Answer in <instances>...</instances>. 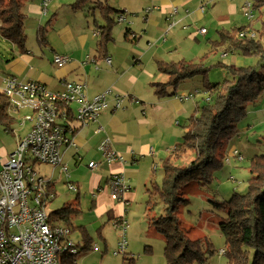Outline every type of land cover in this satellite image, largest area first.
<instances>
[{"label": "crops", "instance_id": "1", "mask_svg": "<svg viewBox=\"0 0 264 264\" xmlns=\"http://www.w3.org/2000/svg\"><path fill=\"white\" fill-rule=\"evenodd\" d=\"M32 1L33 4L29 8L26 7V11L41 15V0ZM245 1L124 0L121 3L117 2L121 7L118 9L123 13L116 17L118 20L120 16H124L125 19L119 21L127 23L124 31V45L122 42L108 44L107 52H100L97 43L92 42L94 38H99L98 35H94L97 29L94 30L95 27H93V29H87L92 30V35L84 32L76 37L75 46L68 47L66 42L73 37V22L69 21L59 31V36L64 42L59 43L54 38L48 45L51 48L52 60L55 54H63V56L71 57L70 62L59 67L50 61L51 64L47 70H41L37 66L36 70H33V67L30 70L31 62H36L35 64L39 66L40 59L34 61V56L32 57L27 49V52L17 54V57L12 58L13 60L6 65L9 73L18 74L20 80L40 81L52 90L64 88L65 82L70 80L86 82L87 95L90 98L109 88L112 89V93L108 96V109H104L96 121L80 126L72 135L77 145L65 148L64 153V163L74 171L72 181L79 186V196L83 198L81 203L98 211L99 216H93V224L103 226L102 221L106 216L111 219L117 218V222L127 221L128 215L126 219L125 214L119 215V212L124 210L127 213L129 201L135 195L133 189L140 185V179L146 181L151 178L152 173L158 170V161L162 163L163 159L170 156L172 150L179 145L182 137L176 124L180 126L181 119L190 113L193 114L199 105L196 97V94L200 92L198 88L195 91H188L187 86H181L182 92L181 89L176 88L174 95L164 97H158L154 91L152 85L154 82L167 80H156L163 78L159 75L161 73L158 70L159 61L180 60L171 59L173 50L176 49L173 37L181 41V37L191 27H195L197 35L202 38H209L211 35L217 37V31L222 27L247 25L238 21L241 17H246L243 14ZM54 2L53 0L50 4ZM74 2L68 5L75 11L81 9L71 5ZM109 3L111 4L110 1ZM202 5L206 7L205 11L201 10ZM148 7H151L150 11H147ZM40 15L38 22L43 25L41 24L43 18ZM72 15L78 14L74 12ZM26 17L29 15L26 14ZM51 18L49 34L55 31L54 16ZM206 20L210 24L205 25ZM88 23L87 27H89ZM248 24L250 33L259 36L251 23ZM199 25H201L200 28L197 27ZM213 26H215V34H212ZM201 28H206V33L202 34ZM189 36L193 34L189 33ZM197 37L195 40L198 44H193V50L197 45L203 44V41ZM45 42L48 43V40ZM175 53L179 54L178 51ZM222 55L228 54L222 53ZM108 58L111 59L110 63L107 61ZM4 77L5 75H0V90L4 85ZM183 93L191 94V96L183 97ZM118 95L125 98L121 108H115ZM263 104L264 101L260 102V106L252 108L251 112L253 114L264 112ZM99 126L102 129L96 132ZM106 138L110 139V148H115L123 154V161L109 163L105 160V153L99 146ZM235 150H233L234 157H236ZM7 160L0 159V168ZM91 160H97L100 165L93 170L90 169L88 163ZM80 169H86L92 173L91 175L82 173ZM113 173H123L132 184L131 190L123 195L122 201L115 200L111 195L114 187L109 179ZM52 188L55 189V183ZM83 192L86 195L82 196ZM90 192L95 198L92 203Z\"/></svg>", "mask_w": 264, "mask_h": 264}, {"label": "rangeland", "instance_id": "2", "mask_svg": "<svg viewBox=\"0 0 264 264\" xmlns=\"http://www.w3.org/2000/svg\"><path fill=\"white\" fill-rule=\"evenodd\" d=\"M54 1V4L52 3L49 6L50 12H47L46 14L44 13V9L41 5V15L39 13L33 14L27 12L26 7L29 8L33 4V1L27 0L25 2L23 12L29 15V17H26L25 19V30L27 33L26 46L29 50L28 53H30L32 57L34 56V61L35 59H40L39 66L35 64L36 62H31V66H29L30 70L31 67H33V70H36V66L41 70H47L48 66L51 64L50 61H53L51 48L48 44L54 40V38L55 40H58L59 43L64 42L59 36V31L66 26L67 22H73V37L66 42L68 47L75 46L77 43L76 37L84 34V32H88L92 35V30L90 31L87 29H93V27H96L95 20H98L99 24L102 23V13L97 8H91L96 5L95 1L97 0L92 1V3H90V1L87 3L90 4L91 7L86 6L76 11L68 5V3L74 2L75 0ZM109 1L111 2V5L116 6L118 10V8H121L118 6V3H121L124 0H108V2ZM50 2H53V0ZM74 12L78 15H72ZM254 14L255 17L252 21L248 20L247 17H241V20L238 21L239 23H245L247 25H249L248 23H251L252 28L254 27V30L259 35L258 37H260L263 32L261 40L264 44V5L261 9L255 8ZM39 15L43 18L41 22L43 25L46 24L47 20L52 16H54L55 19L53 25L55 31H51L50 34H47L48 43L41 41L39 38V30H37L40 25L38 22ZM87 23L89 27H87ZM204 24L207 25L210 23L206 20ZM125 26H127V23L123 21H119L114 24V40H112L109 45H113L117 42L119 44L120 42H122V44L124 43ZM197 27L200 28L201 25ZM211 29L212 34H215V26ZM94 30H96V28ZM189 33L193 34V36L190 37ZM197 34L198 32L196 28L191 27L187 33L181 37V41H178L176 39L177 37H173L176 49L173 50L174 54L171 59H181L182 57H185L189 61H203L206 65H213L205 75V77L212 83H218V81L223 82L226 79H231L230 74L225 68L216 65L219 61H223L226 64L235 63L237 65H253L256 66L257 70L264 75V59L261 60L257 56H246L240 51H231L227 56H223L221 50L209 53L211 50L209 39H215L217 37L211 35L209 38H202ZM195 37L203 41V44L197 45L193 50V44L197 43ZM94 39L95 40L92 42L98 41V39ZM119 39L122 40L119 41ZM176 51H178L179 54L176 55ZM19 53H21L19 47L4 39L0 34V75L6 76L9 74L17 78L20 77L18 74L9 73L6 69V65L13 60L12 58L17 57V54ZM159 75L163 78H158L156 80L168 78L166 74L160 73ZM203 78V75L188 78L182 81L177 86V89L180 90L181 86H187V89H189L188 91H195L197 88L200 89V92L196 94V97L198 100L197 103L202 105L209 97V92L204 90ZM182 91L183 89H181V92ZM262 101H264V93L257 102L248 105L247 115L238 121L237 127L239 129V133L236 135L234 134V136L227 143L225 148L226 157L223 162L224 164L220 169L214 172L213 180L207 184H200L198 181L193 180L183 189L181 196L186 200L181 202V207H179L178 213L183 225L188 231V235L194 239H196V237L209 238L210 243L212 242L215 248L214 254L210 255L206 264H228V256L226 254H220L221 249H227L225 233H223L220 224L221 220L227 216V212L218 206L224 200L231 199L235 193H245L247 191L249 178L252 175L249 167V161L255 156L264 155V112L260 114H253L251 112V109L260 106L259 103ZM263 108L264 104L262 106V109ZM29 113L30 112L28 110H22L20 114H17V117L20 120L18 122L13 121L11 124L10 129H14L13 131L10 130V132H8L5 126L1 125L0 159L4 158L6 161L7 158H9L10 152L15 149L18 138L21 139L31 129L32 122L26 121L23 123L21 119ZM190 115L191 113L181 119L182 122L180 126L176 124L179 131H181V137L184 133V123ZM260 120H263V122H260ZM235 149L240 152V156H244V159H239V156H233V150ZM194 158L195 152L189 150L184 153L176 161V163L185 167ZM32 167L33 170L37 172L38 176H45L47 179L53 180V183H55V198L48 201L46 205V211L49 214L64 205H68L69 203L76 204L79 202L80 212L72 218L70 225L63 221L59 222V225L68 226L70 229L74 228L71 235L76 243L81 245L83 244L82 234L76 227L84 225L94 238L93 246H99V250L92 247L91 250L85 252L82 251L79 255H77V261L79 264H166L164 255L166 244L165 240L148 221V213H151L153 217L160 216L165 213L166 206L162 199L158 197H155V199L153 198L155 205L151 210L148 208L149 206L147 203L149 200L147 189L151 186L152 179L154 182H162L163 165L160 161H158V170L156 173H152V177L148 178L146 181L140 179V185H138L136 189H133L135 191V195L129 201L126 208L127 213L124 210L119 212V215L124 213L125 218L128 215V219H126L129 223V227L126 234L127 244L124 250H122L120 246L121 241H123V237H120V228L116 223L118 221H116L117 218L111 219L109 216H106V218L102 221L103 226H101V224H93V216L98 217V211L93 210L91 206L87 207L84 203H81L83 198L79 196V190L72 191L69 188L67 175L65 172H62L59 166L53 167V165L48 163L37 162L32 164ZM80 172L90 175L92 173L86 169H80ZM70 173L72 175L71 179L73 180L75 175L74 171L70 169ZM83 195H86L85 192H83L82 196ZM89 196L92 203L95 199L93 193L90 192ZM145 249H149L150 251ZM79 250H81V247H79ZM132 257H135L134 260L131 259Z\"/></svg>", "mask_w": 264, "mask_h": 264}, {"label": "trees", "instance_id": "3", "mask_svg": "<svg viewBox=\"0 0 264 264\" xmlns=\"http://www.w3.org/2000/svg\"><path fill=\"white\" fill-rule=\"evenodd\" d=\"M26 1L0 0V34L18 46L21 53L27 52L26 14L23 12ZM89 1L92 3L93 0H77L71 5L83 8L90 6L87 4ZM251 1L257 9L264 5V0ZM95 3V6L90 7L99 9L103 19L100 24L95 20V28L100 31V38L96 41L97 48L106 53L108 44L114 40L113 26L118 22L115 16L118 17L123 11L111 6L108 0H97ZM51 23L52 18L37 29L41 41L47 40ZM243 32L245 36L241 35ZM262 34L263 32L261 36ZM261 36L250 35L249 25L222 27L218 29L217 38L209 39V53L218 50L225 54L240 51L246 56H257L263 60L264 44ZM216 65L225 68L231 79L212 83L205 75L213 65H206L203 61L161 60L158 70L168 78L165 82L156 81L152 84L158 97L171 96L176 93V88L182 81L203 75L204 90L209 92L206 102L198 105L185 121L180 144L172 150L170 156L163 159L162 182H154L152 179L151 186L147 189L150 210L155 205V197L162 199L166 206L165 213L160 216L153 217L148 213L150 225L165 240L166 264H206L210 255L214 254L215 248L209 238L194 239L188 235L178 213L181 202L186 200L181 195L184 187L193 180L200 184L213 180L214 172L224 164L227 143L234 134L239 133L238 121L247 115L248 105L257 102L264 93V75L256 66L226 64L223 61ZM5 101L6 98L0 93L2 123L11 121L4 115ZM189 150L195 152V158L185 167L177 164L176 161ZM249 162L252 175L247 191L235 193L231 199L224 200L218 206L227 212L220 224L226 237L228 264H264V155L255 156ZM78 212L79 202L69 203L52 212L50 216L54 221H63L70 225ZM76 228L82 234L83 244H78L76 253L64 255L62 264H79L77 255L93 247L94 238L87 228L84 225Z\"/></svg>", "mask_w": 264, "mask_h": 264}, {"label": "built area", "instance_id": "4", "mask_svg": "<svg viewBox=\"0 0 264 264\" xmlns=\"http://www.w3.org/2000/svg\"><path fill=\"white\" fill-rule=\"evenodd\" d=\"M50 1L41 0L45 14ZM204 9L206 7L202 5L201 10ZM243 9L245 16L253 20L255 14L251 0L245 1ZM150 10L151 7H148L147 11ZM124 19V16H120L118 21ZM200 31L206 33V28ZM99 34V30L94 32V35ZM241 35L245 36L244 32ZM70 60L68 55L55 54L53 62L61 67ZM107 61L110 63L111 59ZM0 93L6 98L4 115L11 119L6 123L0 121V129L3 125L8 132L13 131L11 124L20 120L17 114L22 110L30 112L21 118L23 123L32 122L31 129L18 139L16 148L0 168V264H62L64 255L78 251V244L71 235L70 227L59 225L46 211L47 202L55 198L53 180L38 176L32 164L41 162L59 166L67 175L69 188L79 190L71 179L69 167L64 163L65 148L77 145L72 135L80 126L96 121L102 111L108 109V96L112 89L90 98L87 84L83 81H66L64 88L52 90L40 81H22L8 74L4 77ZM190 96L183 94V97ZM124 99L118 95L115 108H121ZM101 129L99 126L95 131ZM99 148L109 163L124 160L120 151L110 148L108 138ZM234 154L239 159L243 158L238 150ZM99 165L97 160L88 163L92 170ZM109 182L114 187L111 195L116 200H124L123 195L132 188L130 179L123 173H113ZM117 224L120 237H123L120 246L124 250L129 223L120 221ZM94 247L99 250L98 245ZM220 254H226V249H221Z\"/></svg>", "mask_w": 264, "mask_h": 264}]
</instances>
